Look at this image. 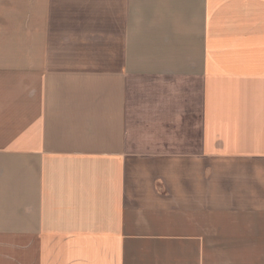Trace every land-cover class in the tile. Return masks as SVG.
Instances as JSON below:
<instances>
[{"label":"crops","instance_id":"0c3cea01","mask_svg":"<svg viewBox=\"0 0 264 264\" xmlns=\"http://www.w3.org/2000/svg\"><path fill=\"white\" fill-rule=\"evenodd\" d=\"M0 264H264V0H0Z\"/></svg>","mask_w":264,"mask_h":264}]
</instances>
